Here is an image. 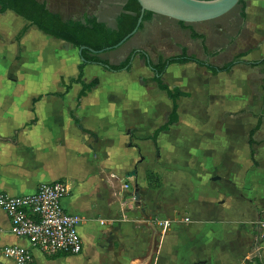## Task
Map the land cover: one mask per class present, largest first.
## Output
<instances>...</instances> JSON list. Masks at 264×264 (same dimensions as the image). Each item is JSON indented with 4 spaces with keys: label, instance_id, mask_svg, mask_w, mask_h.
Instances as JSON below:
<instances>
[{
    "label": "crops",
    "instance_id": "0c3cea01",
    "mask_svg": "<svg viewBox=\"0 0 264 264\" xmlns=\"http://www.w3.org/2000/svg\"><path fill=\"white\" fill-rule=\"evenodd\" d=\"M40 1L65 20L96 17L112 28L125 4ZM245 1L246 31L254 46L225 53L230 61L245 53L241 60L248 63L217 75L193 62L170 65L164 82L190 96L179 100L178 121L156 140L173 102L144 58L137 55L131 71L86 65L83 80L100 83L80 98L83 85L72 82L79 76V49L12 11L0 15V192L18 196L45 182L64 181L69 193L63 205L81 220L80 254L49 257L35 250L31 264H264V65L249 64L264 60V0ZM159 36L147 38L146 46L169 51L164 58L186 48L212 64L227 63L217 61L222 51L209 55L216 51L205 42L207 53L201 39L197 44L179 32L163 35V29ZM125 44L104 57L120 63L129 55L118 56ZM148 55L154 62L161 57ZM222 150L230 162L249 160L231 183L235 199L219 184L226 180L217 166ZM133 170L137 175L128 176ZM11 226L0 207V264L14 263L2 255L4 247L30 246Z\"/></svg>",
    "mask_w": 264,
    "mask_h": 264
},
{
    "label": "trees",
    "instance_id": "16d2710c",
    "mask_svg": "<svg viewBox=\"0 0 264 264\" xmlns=\"http://www.w3.org/2000/svg\"><path fill=\"white\" fill-rule=\"evenodd\" d=\"M239 5L241 6L240 16L245 21L247 19V2L245 0H240ZM7 11H12L29 21L31 26H35L46 35L66 41L72 44L75 48H83L80 54L81 64L79 65V76L76 80H72V82L81 83L83 85V90L79 96L80 98L85 95L87 91L92 90L100 83L99 78L92 80L90 83H86L83 80L84 68L86 65L97 64L111 72L131 71L134 58L137 55L144 58L146 65L154 72L156 84L162 91L167 93L168 97L173 102V108L169 120L164 126L155 132L154 140H156L161 131L168 130L172 124L178 121L179 100L182 97L190 96V93L183 92L179 88H171L164 82V74L170 65L193 62L210 70L213 75H217L220 72L231 73L233 68L239 63H248L241 60L246 54L240 53L227 63L215 65L207 60L199 58L195 54L188 53L186 48H183L182 53L179 55L168 58L160 57L156 62L152 61L144 50L134 49L120 63H111L109 59L104 57V54L107 51H102L114 47L135 30L141 16V5L138 0H126L114 28L99 21L96 17H87L84 21L65 20L61 14L50 11L46 1L40 0H0V15ZM153 16L154 14L152 12H146L143 17V22L150 20ZM143 22L140 25L139 30L143 29ZM179 22L181 24L184 23L181 21ZM28 28L29 26L24 27L15 39L17 41L21 40L28 31ZM191 37L193 39H201L203 47L208 53V48L205 45L206 37L204 35L191 30ZM208 54L215 55L217 52ZM249 64L252 67L258 64L264 65V60ZM67 89H69V87ZM261 119L262 118L259 120L258 126L250 133L251 145L255 143L253 135L260 127ZM254 155L255 152L252 151V157H254ZM254 163L256 162L254 161ZM149 178L150 181L153 179L157 181L153 174H149ZM150 185L153 186L152 183H150Z\"/></svg>",
    "mask_w": 264,
    "mask_h": 264
},
{
    "label": "built area",
    "instance_id": "2783aa9c",
    "mask_svg": "<svg viewBox=\"0 0 264 264\" xmlns=\"http://www.w3.org/2000/svg\"><path fill=\"white\" fill-rule=\"evenodd\" d=\"M68 193L66 182L61 180L42 183L36 191L18 196L0 192V207L11 220L12 233L30 245L6 246L2 255L15 264H31L35 250L49 257L80 254L81 220L63 205Z\"/></svg>",
    "mask_w": 264,
    "mask_h": 264
},
{
    "label": "rangeland",
    "instance_id": "374dc122",
    "mask_svg": "<svg viewBox=\"0 0 264 264\" xmlns=\"http://www.w3.org/2000/svg\"><path fill=\"white\" fill-rule=\"evenodd\" d=\"M52 1V0H51ZM120 1L121 4L125 3L126 0H115V2ZM52 4V3H51ZM58 6H64V4H57ZM54 8L55 6L52 5ZM241 6L238 5L235 7L232 11H230L228 14L214 20L204 21L200 23H183L181 24L179 21L168 18V17H152L150 20L143 22L144 26L143 29L140 30V33L138 36L133 37L134 39H131V41H127L123 49L121 50V53H119L120 58H124L127 54L130 53L132 48H138V50H145L142 47H147L149 53L154 57V59H157L159 55L161 57H165V55H168L169 51L161 52L159 50V46L156 47V44L154 43V46L156 47L153 49V46L150 47V45L146 46V39L150 38V36H156L160 38V33L162 34L163 29V35H178V32L181 33L185 39H191V30H194L198 34H202L206 37V42L210 45L211 50L216 52H223V57H219L217 59L218 63L228 62L231 59V56L226 54V51H229L230 48H237L240 49H248L254 46L255 41L251 40L249 38V33L246 31V21H244L241 16ZM28 27V26H27ZM151 27L152 29H148ZM139 31V30H138ZM150 32V33H149ZM147 34H150L149 37H147ZM151 39V38H150ZM200 39H195V42L197 44L200 43ZM197 48L201 50L200 45H197ZM242 52V51H241ZM147 54H149L146 51ZM200 56L208 61L207 56L202 53ZM150 57V55H149ZM204 59V60H205ZM146 148L143 146V149ZM147 149V148H146ZM217 159V166L219 168H222L226 173V180L220 181V186H223L224 188H230V195L231 199L234 198V189L235 187L231 184L232 182H236L235 173L238 170V168L245 164L246 161L249 163V160H245V158H241L236 163V160L233 159V162H230L225 158L224 151H218ZM143 168H139V183L143 185V183L146 182L145 178V171H143ZM14 264V263H11Z\"/></svg>",
    "mask_w": 264,
    "mask_h": 264
},
{
    "label": "water",
    "instance_id": "95a60500",
    "mask_svg": "<svg viewBox=\"0 0 264 264\" xmlns=\"http://www.w3.org/2000/svg\"><path fill=\"white\" fill-rule=\"evenodd\" d=\"M141 5V16L135 30L127 35L121 42L112 48H107L102 52L109 51L122 46L131 39L139 30L146 12H152L175 19L184 23H199L218 19L239 5L240 0H138ZM79 49V54L81 50ZM137 171L133 170L128 176H136ZM135 199L139 203L140 188L135 186Z\"/></svg>",
    "mask_w": 264,
    "mask_h": 264
}]
</instances>
